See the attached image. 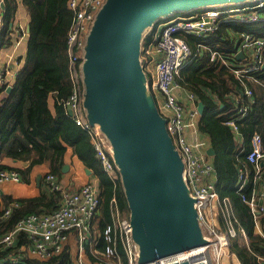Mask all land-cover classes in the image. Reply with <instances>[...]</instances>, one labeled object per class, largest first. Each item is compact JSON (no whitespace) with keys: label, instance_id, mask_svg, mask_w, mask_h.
<instances>
[{"label":"built area","instance_id":"1","mask_svg":"<svg viewBox=\"0 0 264 264\" xmlns=\"http://www.w3.org/2000/svg\"><path fill=\"white\" fill-rule=\"evenodd\" d=\"M4 2L5 0H0V32L5 26ZM106 2L107 0H67L68 8L72 12L66 40L72 87L60 103L64 104L68 114L69 109H72L69 116L90 135L105 172L115 179L118 166L113 158L112 145L100 125L90 122L84 107L83 63L86 45L98 13ZM263 20L264 0H249L238 5L219 4L189 15H175L165 19L160 22L159 30L155 31L148 43L142 41L141 63L147 76V88L153 94L159 112L166 119L167 130L183 160L184 180L195 200L198 221L206 239V244L161 258L159 264L183 260L202 264H228L223 255L238 262L236 253L231 249L233 240L239 238L242 244L249 246L248 234L241 226L231 197L222 196L212 179L216 167L202 149L206 141L198 138L189 140L186 135L189 123L185 118L184 103L177 92V77L184 67L205 51L209 52L212 61L219 60L227 66H232L236 77L240 79L242 89L237 90L236 87L230 90L235 113L227 118L225 123L239 131L238 120L247 115L252 102L253 89L249 80H257L255 74L264 66V37L242 33L238 49L246 52L251 61L240 63L239 66H234L232 59L216 48L215 44L204 39L215 34L222 23H252ZM11 25L12 42L3 48H8L11 52L5 53L6 60L0 66V96L5 93L6 87L13 84L25 62V55L19 48L29 32L15 20ZM189 37L194 39L193 44ZM249 73H252L251 78ZM195 97V94L190 92L189 100L193 101ZM192 112L196 114V108ZM263 159L262 136L255 131L251 136V148L246 154L245 164L238 170L237 189L241 191L248 183L252 184L251 193L242 192L241 197L249 204L256 226L260 216L264 215ZM4 179L21 180L17 170L0 169V181ZM45 182L48 189L61 192L60 206L49 212H29L18 219L11 230L0 236V251L13 246L17 237L25 235L30 244V254L39 259H50L62 255L70 233L74 232L79 252L70 260V264H90L84 258V250L100 205L97 180H89L76 190H68L63 188L57 176L49 171L45 175ZM12 204L17 205V202ZM111 206L112 221L102 230L105 241L102 252L106 258L115 259V264H122V255L118 249V244H121L127 258L126 264H139V251L132 236L131 218L121 211L115 196L111 199ZM10 211L11 206H8L5 215ZM227 247H230V252ZM18 263V254L0 257V264ZM258 264H264V257H258Z\"/></svg>","mask_w":264,"mask_h":264},{"label":"trees","instance_id":"2","mask_svg":"<svg viewBox=\"0 0 264 264\" xmlns=\"http://www.w3.org/2000/svg\"><path fill=\"white\" fill-rule=\"evenodd\" d=\"M21 1L30 14V32L24 65L12 84L13 88L0 101V159L8 156L27 162L25 168L17 171L20 178L29 181L32 165L40 162L45 155L46 146L43 141L54 151L51 172L55 175L62 173L67 145H71L77 156L97 177L100 205L95 218L103 230L106 224L112 221V197H116L122 212L130 215V208L119 169L115 179L105 172L90 135L76 124L64 104L60 103L72 87L66 42L72 12L68 8L67 0ZM4 3L5 26L0 32V54L1 50L12 42L11 24L15 20L19 0H5ZM201 9L203 8L186 13L175 12V15H189ZM160 22L154 25L153 32L143 38L145 43L152 39ZM243 32L264 37V21L222 23L215 34L205 37L204 40L228 52L226 56H230L235 62L234 66H239L240 63L234 58V54L238 50ZM189 41L194 43L191 37ZM202 55L181 70L179 81L192 87L206 103L199 128L211 137V144L216 151V188L222 196L231 197L241 226L248 234L249 246L235 238L231 249L238 255L242 264H258V257H264V234L256 229L250 206L241 197L242 192L251 193L252 184L248 183L241 191H238L237 187L239 165L241 161L246 160V154L251 148V136L255 131L260 132L262 136L264 150V67L256 72L257 81L249 80L253 89V101L250 103L248 114L238 120L239 129L244 136V142L240 144L235 140L230 126L225 124V120L235 113L229 92L236 87L237 90L242 89L240 79L236 77L232 66H227L219 60L212 61L208 51ZM210 92L216 96L213 98ZM52 93L57 95L55 113L51 111L48 103ZM221 103L224 106L221 107ZM0 169L12 168L0 163ZM60 198V191L50 190L46 185L39 196L6 199L5 206H0V236L11 230L16 221L29 212L54 210ZM15 202L17 205L12 204ZM8 206H11V211L5 215ZM24 242L25 238L21 235L19 245L1 250L0 257L18 254L17 248ZM104 246L105 241L101 237L97 247L103 249ZM118 249L122 255V264H126L127 258L121 244ZM18 257V264H55L60 257H64L67 264H70L67 252L50 259L29 257L24 253L18 254Z\"/></svg>","mask_w":264,"mask_h":264},{"label":"water","instance_id":"3","mask_svg":"<svg viewBox=\"0 0 264 264\" xmlns=\"http://www.w3.org/2000/svg\"><path fill=\"white\" fill-rule=\"evenodd\" d=\"M248 1L107 0L92 27L83 63L84 107L90 122L100 125L112 145L130 208L139 264H159L161 258L206 244L195 200L184 180L183 160L147 88L141 63L143 31L162 15ZM243 56V50L236 53L237 58ZM12 88L9 85L6 91ZM204 108L200 100L199 112ZM207 153L214 155V147ZM68 167L65 163L62 169ZM87 171L92 172L88 167ZM55 264L67 262L61 257Z\"/></svg>","mask_w":264,"mask_h":264},{"label":"crops","instance_id":"4","mask_svg":"<svg viewBox=\"0 0 264 264\" xmlns=\"http://www.w3.org/2000/svg\"><path fill=\"white\" fill-rule=\"evenodd\" d=\"M15 22L24 25L26 30L28 31V26L30 24V14H29L28 9L22 3L21 0H19V5H18L17 12H16ZM238 23H240V22H238ZM241 23H244V22H241ZM151 31H153V29ZM28 38H29V33H28L26 40L23 42L22 46H20V48H19L21 53L24 55H26V52H27ZM239 50H242V49H238L235 52L234 58H236L237 61H239V63H241V64H246V63L250 62L251 58L247 55L246 52H244V56L242 58L236 57V53ZM220 51L222 53H224L225 55L228 54V52H225L222 50H220ZM6 52H11V50L8 48L1 50L0 66H2L6 60V56H5ZM228 57L230 58V56H228ZM25 59H26V57H24V60ZM249 74H250V78H251L252 73H249ZM179 76H180V74L177 77L178 84H179L177 87V92L179 94L180 100L184 103L185 118H186V121L189 123V125L186 127V135H187L189 140H195L196 138H198V139L206 141V144L204 146H202V149L204 150L205 154H207L208 158L211 161H213V163H214L216 151H215L214 155H210L207 153V149L210 146H213L211 144V137L208 134L202 132L199 128L200 118L203 115V113L205 112L206 103L202 100L205 103V108H204L203 113H200L198 110V102L201 99L199 98L198 93L192 87L186 85L185 83L180 82ZM250 78H248V79H250ZM250 81L254 82L257 80L250 79ZM190 92H193L196 96L195 100H193V101L189 100ZM7 93L8 92L5 91V93L0 96V101L3 99V97ZM210 95L213 98L216 96V94H214L212 92H210ZM56 101H57V95L55 93L50 94L49 98H48V103H49V107L53 113H55V111H56ZM252 101H253V98H252ZM220 106L222 107V106H224V104L221 103ZM195 108L197 110V113L193 114L192 110H194ZM249 109H250V105H249ZM248 112H249V110H248ZM233 130L234 129L231 128V131L234 133L235 140H237L238 143L243 144L244 136L241 133L240 129H239V131H235V130L233 131ZM43 143L46 146L45 155L40 162L32 165L31 171H30V180L29 181H25L22 178L20 181H17L14 179H4V180L0 181V206H1V208H3L5 206V200L6 199L9 200V199H20V198H25V197L39 196L42 193V189L46 188L45 175L49 171H52V159H53L54 151L48 145V143L46 141H43ZM214 150H215V148H214ZM241 151L242 150H240V152ZM64 161H65V163H67L69 165L68 169L67 170L62 169L61 174H59V175L56 174L57 179L59 180L60 185L63 188H66L68 190H76V189L80 188L85 182H87L89 180H92V179L97 180V177L93 173V171L91 173H89L87 171L88 166H86L84 164V162L77 156V154L74 152V149L71 145H67V150L65 153ZM0 163L8 165L9 167L12 168L9 170H18L20 168H25L27 165V162H24L21 160H16V159H13V158L8 157V156H4L3 158H1ZM262 163L264 165V159L262 160ZM244 164H245V160L240 162L239 167H241V165H244ZM39 176H40V181H39ZM212 179H214L215 183L217 182V173L216 172L212 175ZM97 182H98V180H97ZM61 202H62V200L59 201V203L55 209H57L60 206ZM10 204H11V201H10ZM124 214H126V213L124 212ZM256 223H257L256 229L258 231H260L262 234H264V215L260 216L259 221ZM22 237L25 238V242L22 243L19 246V248H17V250H19L18 254L20 255V254L24 253L25 255H27L29 257H34V255L30 254V252L28 250V246H30V244H29L27 238L25 237V235H22ZM101 237L103 238L102 230L99 227L97 218H95V219H93L91 231H90L89 237L87 239V242L85 244V250H84L85 260L90 264H115V262H116L115 259L106 258V256L103 254L102 251L104 248L101 249V248L97 247V244L100 241ZM20 240H21V236L17 237L14 241L13 246L14 245L18 246ZM103 240H104V238H103ZM66 252H67L70 260L74 259L79 252L77 237H76V234L74 232L70 233L68 241L66 243V248H65L64 252L62 253V255ZM13 255H17V254L15 253ZM60 256H57V257H60ZM236 256H237L238 262L232 261V263L234 262L235 264H242V262L239 259L237 254H236ZM34 258H37V257H34ZM122 261H123V259H122ZM227 263L229 264L228 261H227ZM232 263H230V264H232Z\"/></svg>","mask_w":264,"mask_h":264},{"label":"rangeland","instance_id":"5","mask_svg":"<svg viewBox=\"0 0 264 264\" xmlns=\"http://www.w3.org/2000/svg\"><path fill=\"white\" fill-rule=\"evenodd\" d=\"M180 12H182V13H186V12H183V11H180ZM177 13H179V12H177ZM176 13V14H177ZM173 15V16H172ZM175 16V13H173V14H171L170 16L169 15H165V16H159L155 21H154V24H152V25H149V26H147L146 28H145V30L143 31V38L145 37V36H147L150 32H151V30L154 28V25L156 24L157 25V23L159 22V21H163V20H165V19H167V18H170V17H174ZM238 21V20H237ZM264 21V20H263ZM239 22H242V21H239ZM253 23V22H252ZM160 24L161 23H159L158 24V28H157V30H159V27H160ZM154 30V29H153ZM153 32V31H152ZM143 41V40H142ZM130 216V215H129ZM230 247H227V251L228 252H230ZM223 258H225L229 263H232V260H231V258H230V256H227V257H225V255H223Z\"/></svg>","mask_w":264,"mask_h":264},{"label":"bare ground","instance_id":"6","mask_svg":"<svg viewBox=\"0 0 264 264\" xmlns=\"http://www.w3.org/2000/svg\"><path fill=\"white\" fill-rule=\"evenodd\" d=\"M192 10V9H191ZM191 10H189V11H191ZM189 11H187V12H189ZM177 12V11H176ZM178 12H180V11H178ZM175 13V12H174ZM173 14V13H172ZM171 14H169V16H170ZM163 16V15H162ZM165 16V15H164ZM158 18V17H157Z\"/></svg>","mask_w":264,"mask_h":264}]
</instances>
